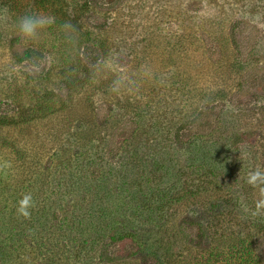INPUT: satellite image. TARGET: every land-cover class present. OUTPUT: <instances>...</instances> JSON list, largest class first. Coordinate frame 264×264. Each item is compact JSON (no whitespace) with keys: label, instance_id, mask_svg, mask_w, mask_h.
I'll return each mask as SVG.
<instances>
[{"label":"rangeland","instance_id":"1","mask_svg":"<svg viewBox=\"0 0 264 264\" xmlns=\"http://www.w3.org/2000/svg\"><path fill=\"white\" fill-rule=\"evenodd\" d=\"M256 168L264 0H0V264H264Z\"/></svg>","mask_w":264,"mask_h":264},{"label":"clouds","instance_id":"2","mask_svg":"<svg viewBox=\"0 0 264 264\" xmlns=\"http://www.w3.org/2000/svg\"><path fill=\"white\" fill-rule=\"evenodd\" d=\"M53 23L52 17L43 15H25L18 21V34L25 41H31L38 37L40 30ZM118 88L114 87V91ZM247 184L257 189L258 198L255 201L253 215L264 213V170L256 168L247 173ZM35 207V202L31 193L23 195L17 202L16 213L23 219H30L31 209Z\"/></svg>","mask_w":264,"mask_h":264},{"label":"trees","instance_id":"3","mask_svg":"<svg viewBox=\"0 0 264 264\" xmlns=\"http://www.w3.org/2000/svg\"><path fill=\"white\" fill-rule=\"evenodd\" d=\"M28 57V55H27V53H25V58H27ZM23 58V57H22ZM109 260H111V257H109Z\"/></svg>","mask_w":264,"mask_h":264}]
</instances>
